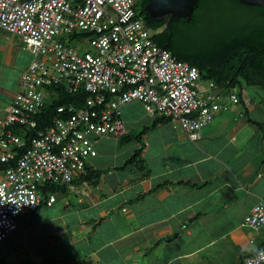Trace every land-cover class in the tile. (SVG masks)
I'll return each mask as SVG.
<instances>
[{
    "label": "crops",
    "instance_id": "obj_1",
    "mask_svg": "<svg viewBox=\"0 0 264 264\" xmlns=\"http://www.w3.org/2000/svg\"><path fill=\"white\" fill-rule=\"evenodd\" d=\"M31 59L20 37L0 29V119ZM240 98L203 126L195 141L170 119L147 115L140 102L124 104V134L96 138L97 154L87 159L88 167L102 171L98 182L78 183L41 206L57 210L48 228L40 224L50 255L37 259L241 264L264 246V224L256 230L243 225L244 216L264 200V130L260 119L249 117L255 108ZM140 132V141L131 137ZM137 148L143 171L126 164ZM26 225L18 219L17 230L3 240L11 246L0 248V263L8 264L11 248L27 243Z\"/></svg>",
    "mask_w": 264,
    "mask_h": 264
},
{
    "label": "built area",
    "instance_id": "obj_2",
    "mask_svg": "<svg viewBox=\"0 0 264 264\" xmlns=\"http://www.w3.org/2000/svg\"><path fill=\"white\" fill-rule=\"evenodd\" d=\"M136 6L137 0H0V29L20 37L32 54L0 119V242L40 206L46 184L74 190V176L85 175L87 159L97 154L94 140L124 134V104L140 102L147 115L170 119L195 141L218 112L239 103L235 92L224 97L217 85L199 80L197 67L158 46ZM85 43L92 51L81 52ZM50 85L88 98L81 107H58L52 124L37 130L34 115ZM13 129L36 135L26 140ZM263 224L259 200L243 225ZM241 264H264V246Z\"/></svg>",
    "mask_w": 264,
    "mask_h": 264
},
{
    "label": "trees",
    "instance_id": "obj_3",
    "mask_svg": "<svg viewBox=\"0 0 264 264\" xmlns=\"http://www.w3.org/2000/svg\"><path fill=\"white\" fill-rule=\"evenodd\" d=\"M146 3L147 0H137V16L152 32L153 41L177 59L197 67L201 82H212L220 90L246 84L264 92V7L243 4L239 0H198L189 20L179 17L165 27L168 16L160 21L153 20L145 10ZM45 91L50 94L49 100H45L40 112L34 115L37 130H46L52 124L58 116V107H81L88 98V93L69 92L63 85L46 86ZM237 95L241 99V94ZM13 131L26 140L36 135L35 130ZM141 134L131 137L140 141ZM140 153L141 149L137 148L126 164H134L143 171ZM101 174L102 171L91 169L86 163V174L75 175L72 183L95 184ZM42 190L44 200L38 208L46 205L50 195L65 193L68 186L48 183Z\"/></svg>",
    "mask_w": 264,
    "mask_h": 264
},
{
    "label": "rangeland",
    "instance_id": "obj_4",
    "mask_svg": "<svg viewBox=\"0 0 264 264\" xmlns=\"http://www.w3.org/2000/svg\"><path fill=\"white\" fill-rule=\"evenodd\" d=\"M76 44V43H75ZM23 45L25 48H27L26 44L23 42ZM28 49V48H27ZM82 51H92V48L85 43L82 48L80 49ZM236 92L237 94H241L242 98L246 102V106H252L254 107V111L250 114V118H256L257 120L260 119V122L263 126L264 130V92L261 90H257L255 88H251L247 86L246 84H237L234 87L228 89V90H222V94L224 97L228 95V92ZM45 100H49V95H45ZM242 104H240V107L244 108L246 107ZM56 207L54 208H47V207H41L39 208L35 213L29 214L27 216L19 217V219L26 223V226H29V229L26 231V237L27 243L23 245L20 249H14L11 248V260L8 262V264H23V263H29V264H46L45 261L38 260L37 256L38 254L44 256V255H50V251L48 250V244H46V235H42L40 224L43 223L44 228H48L52 221L51 217L55 215L56 213ZM39 240L43 241L42 243H39ZM5 242H0V248H9L10 244H4ZM13 246L17 247V244H12ZM40 252V253H38ZM0 253H3L0 251Z\"/></svg>",
    "mask_w": 264,
    "mask_h": 264
},
{
    "label": "water",
    "instance_id": "obj_5",
    "mask_svg": "<svg viewBox=\"0 0 264 264\" xmlns=\"http://www.w3.org/2000/svg\"><path fill=\"white\" fill-rule=\"evenodd\" d=\"M243 4L258 5L264 7V0H239ZM198 5V0H147L145 10L155 21L162 20L165 16L168 19L165 27L173 19L182 17L189 20L192 12Z\"/></svg>",
    "mask_w": 264,
    "mask_h": 264
},
{
    "label": "clouds",
    "instance_id": "obj_6",
    "mask_svg": "<svg viewBox=\"0 0 264 264\" xmlns=\"http://www.w3.org/2000/svg\"><path fill=\"white\" fill-rule=\"evenodd\" d=\"M14 203V202H13ZM5 204H7V203H5ZM15 204V203H14ZM0 205H3V204H0ZM19 207V206H18Z\"/></svg>",
    "mask_w": 264,
    "mask_h": 264
}]
</instances>
